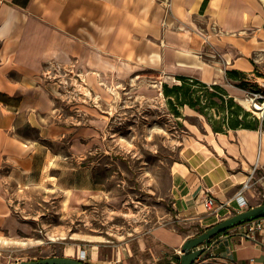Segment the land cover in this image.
Segmentation results:
<instances>
[{
	"label": "crops",
	"instance_id": "1",
	"mask_svg": "<svg viewBox=\"0 0 264 264\" xmlns=\"http://www.w3.org/2000/svg\"><path fill=\"white\" fill-rule=\"evenodd\" d=\"M50 60L75 63L90 89L86 100L58 96L41 75ZM233 69L247 81L264 80V0H0V187L43 185L58 193L61 209H72L94 190V155L102 151L96 145L102 124L112 118L118 86L131 92L148 76L168 83L185 75L219 84L236 99L237 80L226 77ZM184 107L205 120L210 139L196 141L195 151L171 166V224L155 225L137 240L141 250L146 242L148 258L121 259L124 247L101 242L72 246L77 258L178 264L173 256L180 258L183 242L196 235L186 228L194 225L198 234L234 213V195L250 169L264 170V129L214 132L204 116ZM256 189L244 192L248 206ZM205 195L224 207L205 211ZM9 201L0 195V264H11L10 239L33 229ZM196 261L264 264V230L247 237L241 225L233 227L213 238Z\"/></svg>",
	"mask_w": 264,
	"mask_h": 264
},
{
	"label": "rangeland",
	"instance_id": "2",
	"mask_svg": "<svg viewBox=\"0 0 264 264\" xmlns=\"http://www.w3.org/2000/svg\"><path fill=\"white\" fill-rule=\"evenodd\" d=\"M48 62L44 63L41 75L56 85L58 96H68L71 101L87 99L90 89L81 71L74 69L48 78L44 75ZM160 80L148 76L131 92L125 89L121 93V85L118 86L120 92L110 108L112 118L102 124V140L96 145L102 151L94 155L97 160L94 190L75 207L61 209L58 193L43 185L22 190L13 183L0 187L1 197L10 198L16 217L31 222L33 227L30 234L19 233L5 245L11 264H16V259L63 255L77 258L70 250L72 246L88 247L100 242L106 247H124L121 259L148 258L146 242L141 250L137 240L143 241L148 229L155 225L171 224L166 215L170 207L171 166L193 153L197 142L206 143L210 139L202 117L187 107L180 108L179 115L171 111ZM251 80L247 82L249 85L235 88L236 100L257 117H264V80H255L253 76ZM173 82L175 79L168 83ZM254 88L259 94L254 95ZM259 203L264 202L256 195L249 204ZM186 230L190 234L198 231L194 225Z\"/></svg>",
	"mask_w": 264,
	"mask_h": 264
},
{
	"label": "trees",
	"instance_id": "3",
	"mask_svg": "<svg viewBox=\"0 0 264 264\" xmlns=\"http://www.w3.org/2000/svg\"><path fill=\"white\" fill-rule=\"evenodd\" d=\"M226 77L241 81L236 84L240 88L249 85L244 74L235 69L226 71ZM175 79L171 84L163 82L161 88L169 108L175 115L180 114V108L188 106L204 116L214 132L228 128L264 129V117L259 118L245 109L221 85L206 84L185 75H176ZM253 91L259 90L254 88ZM173 257L179 264L180 258L176 255ZM164 264L170 263L166 261Z\"/></svg>",
	"mask_w": 264,
	"mask_h": 264
},
{
	"label": "water",
	"instance_id": "4",
	"mask_svg": "<svg viewBox=\"0 0 264 264\" xmlns=\"http://www.w3.org/2000/svg\"><path fill=\"white\" fill-rule=\"evenodd\" d=\"M264 217V203H259L254 206H249L244 210L238 211L229 217H226L219 222L211 225L200 233L187 238L180 249L179 264H197V261L206 250L208 243L218 234L239 226L253 219ZM16 264H88L78 258L67 256H52L35 260H24Z\"/></svg>",
	"mask_w": 264,
	"mask_h": 264
},
{
	"label": "built area",
	"instance_id": "5",
	"mask_svg": "<svg viewBox=\"0 0 264 264\" xmlns=\"http://www.w3.org/2000/svg\"><path fill=\"white\" fill-rule=\"evenodd\" d=\"M48 66L47 71H45L44 75L48 78H52L54 75L61 76L68 72H73L75 69V63L69 64H61L56 61H49L47 64ZM259 91H255L254 95ZM258 187L256 189V195L260 196L262 201L264 202V170L259 171L256 165H254L248 174L246 181L243 185L236 191L234 195V202H235V209L234 213L244 210L248 207L247 200L245 199L244 192L247 191L249 188ZM259 193V194H258ZM201 204L205 211L210 213H215L224 207V204L217 201L211 195H205L201 201ZM233 213V214H234ZM243 227V234L247 237H254L256 233L264 230V217H259L248 221L246 223L241 224ZM1 255V252H0Z\"/></svg>",
	"mask_w": 264,
	"mask_h": 264
}]
</instances>
